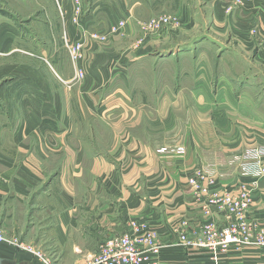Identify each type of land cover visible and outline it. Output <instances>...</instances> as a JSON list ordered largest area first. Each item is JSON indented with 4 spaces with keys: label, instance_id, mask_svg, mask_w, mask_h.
Instances as JSON below:
<instances>
[{
    "label": "crops",
    "instance_id": "crops-1",
    "mask_svg": "<svg viewBox=\"0 0 264 264\" xmlns=\"http://www.w3.org/2000/svg\"><path fill=\"white\" fill-rule=\"evenodd\" d=\"M79 4L75 24V0H62L59 29L66 45L83 44V78L67 57L58 72L51 54L59 83L33 68L27 83L7 86L0 230L52 264H89L133 226L155 235L145 264H264V178L238 167L243 151L264 148V0ZM161 13L176 14L180 28L144 32ZM93 34L108 46L98 49ZM242 187L252 199L247 234L244 220L211 203ZM230 227L236 242H207ZM0 264L39 263L5 244Z\"/></svg>",
    "mask_w": 264,
    "mask_h": 264
},
{
    "label": "rangeland",
    "instance_id": "rangeland-1",
    "mask_svg": "<svg viewBox=\"0 0 264 264\" xmlns=\"http://www.w3.org/2000/svg\"><path fill=\"white\" fill-rule=\"evenodd\" d=\"M236 4H239V1ZM60 14L61 12L54 0H0V115L7 114L2 108L4 96L6 97L5 102H7L11 99L10 95H12L7 86L27 83L30 78L25 76V73L28 74L31 69H37L38 74L42 75L43 82H49L48 73L50 77H53L59 83L49 67L51 62L49 56L51 54H54L58 61V72L61 66L66 67L68 64L65 60L66 57L71 63V67L74 68L67 45L60 40L61 37H64L63 34L61 36L62 30L59 29ZM160 17L174 19L177 24L174 25V28L168 26L158 28V26L150 25L151 21L158 20ZM179 28L180 20L173 13H161L149 19L142 26L143 31L149 32L151 35L166 30L177 31ZM102 38V40H94L96 42L94 45L98 49H104L108 46L104 36ZM75 44H70V46ZM140 46L136 45V48ZM8 110L11 113V107ZM3 235L6 241H19L18 238L7 237L4 233ZM224 237V233L218 234V236L210 235L207 242L211 244L215 239H219L222 244H226ZM22 245L24 247L29 246L25 243H22ZM13 248L20 250L16 247ZM32 249L52 264L51 257L48 254Z\"/></svg>",
    "mask_w": 264,
    "mask_h": 264
},
{
    "label": "built area",
    "instance_id": "built-area-1",
    "mask_svg": "<svg viewBox=\"0 0 264 264\" xmlns=\"http://www.w3.org/2000/svg\"><path fill=\"white\" fill-rule=\"evenodd\" d=\"M59 11L61 12V2L62 0H54ZM76 6L74 8V17L73 22L77 24L79 22V17L82 13V8L79 4V0H75ZM123 21L119 23V27L123 26ZM177 24L174 19L160 17L158 20L151 21V26H158V28L162 26L173 27ZM114 30V29H113ZM103 36L98 34H93L90 36L92 40H102ZM105 38V37H104ZM68 51L70 55V59L75 69V79L80 80L83 78L82 71L77 68V63L82 59V50L83 44L77 43L73 46H68ZM163 151V150H161ZM183 149H177L178 154L183 153ZM239 163L238 167L242 171L243 176H252L254 179L264 178V148H251L243 151L238 158ZM200 181L204 180V176L200 175ZM257 181V180H253ZM253 182L251 189H255L256 183ZM190 183L194 186L196 191H198L203 196L208 194V189L200 187L196 180L190 181ZM251 190L242 187L240 194L238 197H233L231 194H225L222 197H213L211 203L218 206L219 210H226L228 215H238L239 220H244V223L241 226V229L244 234H247L250 225L245 222L246 215H248V211L252 206V199L250 198ZM236 228L230 227L227 231L224 232V242L231 243L236 242ZM155 235L152 231H149L145 226L136 227L133 226L131 231L123 234L121 236L113 237L108 239L100 248V250L92 256L89 264H145L147 262V257L150 252L156 253V248L154 244ZM259 244L264 245V231L261 233L260 238L257 241ZM0 244H6L9 246L16 247L20 250L31 253L36 261L39 264H50V262L35 253L32 247L27 246L24 247L22 242L20 241H6L2 231L0 230Z\"/></svg>",
    "mask_w": 264,
    "mask_h": 264
}]
</instances>
